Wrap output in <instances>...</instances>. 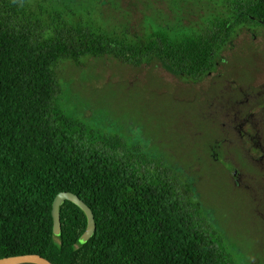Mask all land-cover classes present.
Returning a JSON list of instances; mask_svg holds the SVG:
<instances>
[{
  "label": "trees",
  "instance_id": "16d2710c",
  "mask_svg": "<svg viewBox=\"0 0 264 264\" xmlns=\"http://www.w3.org/2000/svg\"><path fill=\"white\" fill-rule=\"evenodd\" d=\"M106 4L0 0V259L239 264L194 186L72 112L71 86L92 62L146 66L153 82L163 71L198 81L240 36L264 33V0H148L137 23L119 0ZM63 192L94 213L97 231L85 244L87 217L69 201L54 234L52 206Z\"/></svg>",
  "mask_w": 264,
  "mask_h": 264
},
{
  "label": "rangeland",
  "instance_id": "374dc122",
  "mask_svg": "<svg viewBox=\"0 0 264 264\" xmlns=\"http://www.w3.org/2000/svg\"><path fill=\"white\" fill-rule=\"evenodd\" d=\"M116 1L101 0L103 5L107 2L111 6ZM145 1L148 0H123L120 5L129 7L137 23ZM104 9L110 10L108 4ZM225 60L238 61L237 65L249 71V75L253 73L264 80V33L260 31V35L254 36L247 32L240 36ZM90 64V68L85 67V81L78 80L71 86V111L78 112L90 125L120 136L129 145L148 149L172 175L194 186V201L200 203L239 264L264 262V238L251 203L234 195L223 172L204 155L199 157L190 150L184 136H178L190 121L188 116L182 117L184 105L176 100L189 99L192 92L187 95L181 81L169 74H160L161 80L153 82L152 69L146 66ZM164 83L166 89L160 88ZM170 83L179 86L171 87Z\"/></svg>",
  "mask_w": 264,
  "mask_h": 264
},
{
  "label": "flooded vegetation",
  "instance_id": "af4514ba",
  "mask_svg": "<svg viewBox=\"0 0 264 264\" xmlns=\"http://www.w3.org/2000/svg\"><path fill=\"white\" fill-rule=\"evenodd\" d=\"M237 63L225 60L198 81L169 74L181 81L187 95L192 92L189 99H175L184 105L182 117L190 121L178 136L223 172L234 195L251 203L264 238V80ZM161 85L166 89V83Z\"/></svg>",
  "mask_w": 264,
  "mask_h": 264
},
{
  "label": "water",
  "instance_id": "95a60500",
  "mask_svg": "<svg viewBox=\"0 0 264 264\" xmlns=\"http://www.w3.org/2000/svg\"><path fill=\"white\" fill-rule=\"evenodd\" d=\"M67 201L78 206L85 213L87 217V222H88L87 229L80 240L82 244H85L94 237L97 231L95 216L92 209L79 196L70 192L60 193L54 200L52 206L54 234L56 236H59L61 234L62 226H61L60 209L63 206V204ZM0 264H52V263H50L48 260L44 259L39 255L31 254V255L3 258L0 259Z\"/></svg>",
  "mask_w": 264,
  "mask_h": 264
}]
</instances>
